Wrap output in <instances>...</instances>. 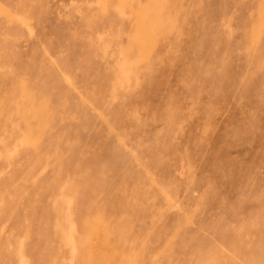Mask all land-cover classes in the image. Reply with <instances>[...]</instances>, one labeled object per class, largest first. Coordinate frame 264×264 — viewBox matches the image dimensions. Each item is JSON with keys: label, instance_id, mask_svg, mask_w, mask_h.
I'll use <instances>...</instances> for the list:
<instances>
[{"label": "rangeland", "instance_id": "1", "mask_svg": "<svg viewBox=\"0 0 264 264\" xmlns=\"http://www.w3.org/2000/svg\"><path fill=\"white\" fill-rule=\"evenodd\" d=\"M0 264H264V0H0Z\"/></svg>", "mask_w": 264, "mask_h": 264}, {"label": "crops", "instance_id": "2", "mask_svg": "<svg viewBox=\"0 0 264 264\" xmlns=\"http://www.w3.org/2000/svg\"><path fill=\"white\" fill-rule=\"evenodd\" d=\"M5 183H6V182H5ZM5 183H4V184H5ZM59 232H60V231L56 230V231L54 232V234L59 236V235H61V234L63 233V232H60V233H59Z\"/></svg>", "mask_w": 264, "mask_h": 264}]
</instances>
